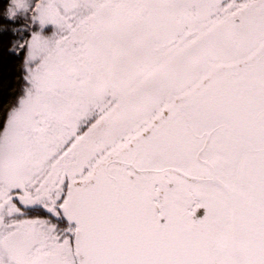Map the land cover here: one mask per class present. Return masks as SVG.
I'll list each match as a JSON object with an SVG mask.
<instances>
[{
	"label": "rangeland",
	"instance_id": "374dc122",
	"mask_svg": "<svg viewBox=\"0 0 264 264\" xmlns=\"http://www.w3.org/2000/svg\"><path fill=\"white\" fill-rule=\"evenodd\" d=\"M97 2L105 5L97 10V16L72 32L63 26L64 21L56 14L65 0H10L11 15L31 20L39 26V32L27 44L25 69L29 86L19 109L8 118L17 113L16 123L11 133L3 135L0 141V183L3 190L9 192L11 204L16 209L7 214L5 206L4 219L11 222L13 219L20 234L41 231V225L55 228L48 241L52 255L42 258L40 264H59L56 254L59 242L67 243L72 237L69 225L52 226L44 221L43 214L61 222L64 215L58 206L73 183L94 173L98 157L102 156L96 154L106 153L117 144L98 139L94 145L99 148L94 151L95 155L89 156L84 139L88 133L100 129L90 119H99L108 107L119 104L121 94L111 101L105 96L110 90L78 83L83 108L90 113L89 119H80L79 124L53 114L49 116L35 104L43 97L52 99L64 91L58 70L71 65V50L81 48L88 63L101 68L104 74L101 82L112 83L117 89L140 99L147 97L151 103L159 104L158 111H161L168 107L167 101H175L178 95L191 91L202 81L203 68L210 61L218 64L225 58L238 57L246 44L254 49L261 48V20L254 22L256 11L253 10L261 6V0H227L225 4L230 7L222 9L224 11L208 10L206 4L214 3L213 0H144V4L158 6L160 10L152 14L155 15L153 28L148 22H139L142 14L126 0ZM245 3L247 8L242 7ZM229 8L237 12L238 18L232 20L234 12ZM114 23L119 25V30L111 26ZM202 36L209 38L202 40ZM169 42L171 45L158 51L162 44ZM212 51L216 52L213 58ZM187 54L189 61L185 67L182 58ZM168 62L173 67L172 85L169 84L164 95H151L148 84L154 80L150 76L159 74ZM116 88L113 89L115 94ZM38 117L42 123H37ZM82 144L83 149L75 151ZM17 184L19 187H15ZM40 185H43L42 193L44 189L58 187L61 190L54 213H49L44 203L35 202V197L41 194L36 191ZM31 210L39 214H32Z\"/></svg>",
	"mask_w": 264,
	"mask_h": 264
},
{
	"label": "flooded vegetation",
	"instance_id": "af4514ba",
	"mask_svg": "<svg viewBox=\"0 0 264 264\" xmlns=\"http://www.w3.org/2000/svg\"><path fill=\"white\" fill-rule=\"evenodd\" d=\"M213 1L214 3L206 4L209 11L211 9L224 11L226 7H230L225 4L227 0ZM126 3L138 9V12L142 14L139 16V22H148L153 28L152 20L156 15L155 12L160 11L158 6H152L153 10L152 7L144 4V0H126ZM229 10L234 12L232 8ZM253 10L256 11L254 22L259 23L264 10H262V6ZM148 13L151 16L148 17ZM236 14L237 12H234L232 20L238 18ZM111 26L119 30V25L114 23ZM95 28L97 29V27ZM208 38L202 36V40ZM169 44L171 45V42L162 44L158 51L167 48ZM70 53L71 65L62 67V71L58 70L63 78L64 91L52 99L43 97L35 104L45 110L49 116L53 114L64 119H71L79 124L80 119L86 117L89 119L90 113L83 108V97L78 92V83L84 82L110 90L105 93V96L111 101L115 95L118 97L121 94L119 104L108 107L99 119H90L100 129L88 133L87 139H84L87 142L88 147L85 149L86 152H89V156L95 155L94 151L99 148L94 145L98 139H104L106 143L117 142L108 148L106 153L96 154L102 155L98 157L96 171L103 170L111 177L115 193L118 192L117 185L123 183L114 179L112 171L124 177L129 174L136 176L141 190L148 196L152 204L156 220L171 211L170 213L177 215L181 225L190 227L196 224L203 234H208L211 237L210 243L213 241L219 243L229 235L232 206L228 191L239 194L246 208L257 214L260 224L262 166H264V151H262L264 143H262L261 131V75L264 70V50L254 49L246 44L239 51L238 57L225 58L218 64L210 61L203 68L205 72L202 81L191 91H185L178 95L175 101H167L168 107L161 111H158L159 104L155 101L151 103L147 97L140 99L135 94L132 95V93L117 89L116 85L112 83L106 85L101 82L103 81L102 75H104L101 73V68L90 65L81 48H74ZM215 54L214 51L210 53L212 58ZM187 56L188 54L182 58V64L185 67L189 61ZM185 67H181L182 70H185ZM188 67L190 68V65ZM172 69L173 67L168 62L159 74L153 73L150 76L154 80L148 84L151 86L148 91L151 95L165 94L169 84L172 85ZM154 70L152 69V72ZM211 81H220L223 90L231 91L232 96L239 93L240 99L245 97L252 99L246 101L245 104L254 108V110L251 109V113L255 115L252 116L253 120L245 122L246 127H238L237 120L223 118L215 124L202 126L201 129L190 128L189 138L193 142V148L194 145H199L204 148V151L193 150L189 157L177 162H166L161 157H143L138 151H133L130 148L138 134L156 121L167 108ZM115 88L118 90L117 94L113 90ZM243 91L245 93L242 94ZM76 104H79L78 107ZM39 117L38 120L42 123ZM206 133L211 135H206ZM119 139H122L123 143ZM81 146L77 147L75 151L83 149L84 145ZM85 155L86 153L83 152L82 156ZM75 183H73L71 191H73ZM67 196L68 194L64 200ZM35 221L37 220L33 222ZM44 221L46 222V219ZM59 223L65 227L69 225L64 217ZM70 228L73 237L75 227L69 225Z\"/></svg>",
	"mask_w": 264,
	"mask_h": 264
},
{
	"label": "water",
	"instance_id": "95a60500",
	"mask_svg": "<svg viewBox=\"0 0 264 264\" xmlns=\"http://www.w3.org/2000/svg\"><path fill=\"white\" fill-rule=\"evenodd\" d=\"M250 100V97L240 99L239 93L232 96L231 91L223 90L220 81H211L166 109L134 139L130 148L143 157H161L166 162L185 159L193 152L190 128L201 129L223 118L237 120L238 127H246L245 122L253 120L255 115L251 113L254 108L245 104ZM112 172L114 179L123 183L117 185V193L111 177L103 170L77 182L74 190L66 193L72 194V212L78 222L65 215L76 230L80 229L93 264H176L211 260L201 254L210 243L208 234H203L196 224L181 225L171 211L156 220L152 204L136 176L124 177ZM228 193L231 225L242 234L243 243L249 238L258 243L257 214L246 208L239 194Z\"/></svg>",
	"mask_w": 264,
	"mask_h": 264
},
{
	"label": "snow or ice",
	"instance_id": "6c2138e0",
	"mask_svg": "<svg viewBox=\"0 0 264 264\" xmlns=\"http://www.w3.org/2000/svg\"><path fill=\"white\" fill-rule=\"evenodd\" d=\"M105 5L98 3L97 0H65V3L57 10L56 14L61 16L64 25L69 31L75 32L81 25L97 16V10ZM262 10H264V0H261ZM243 8H247L245 3ZM227 10V9H226ZM63 13V15H61ZM71 13V15H69ZM262 42L261 49L264 50V11L261 15ZM261 131L262 143H264V70L261 75ZM17 113H13L7 121V132L5 126L0 125V136L11 133L16 123ZM39 124L40 121H37ZM206 135H211L206 133ZM196 152H203L204 148L194 145ZM264 151V149H262ZM19 187V185H15ZM43 185L37 187L35 197L36 203H44L49 213H54L55 202L60 200L61 190L57 188L41 189ZM30 199V197L25 198ZM5 206L8 207V213L15 212L16 209L11 204V196L8 191L3 190V184L0 183V264H40L42 258L52 255V250L48 244L51 239V233L55 228L41 225V231H33L28 234H20L18 227L11 221H6ZM60 208L63 209L68 219L78 222L72 212V194L69 193L67 199L61 200ZM260 230L259 242L255 243L248 239L247 243L241 240L242 234L236 226L229 225V235L219 243L213 241L207 244L202 255L211 257V260H194L191 262H176V264H264V166H262V190L260 203ZM60 260L59 264H93L88 252L87 243L80 235V229L76 230L74 236L65 243L60 241L56 253Z\"/></svg>",
	"mask_w": 264,
	"mask_h": 264
},
{
	"label": "trees",
	"instance_id": "16d2710c",
	"mask_svg": "<svg viewBox=\"0 0 264 264\" xmlns=\"http://www.w3.org/2000/svg\"><path fill=\"white\" fill-rule=\"evenodd\" d=\"M10 6V0H0V125L4 126L10 113L19 109L29 86L25 69L27 44L39 32V26L31 20L12 16ZM48 222L59 225L52 219Z\"/></svg>",
	"mask_w": 264,
	"mask_h": 264
},
{
	"label": "bare ground",
	"instance_id": "6f19581e",
	"mask_svg": "<svg viewBox=\"0 0 264 264\" xmlns=\"http://www.w3.org/2000/svg\"><path fill=\"white\" fill-rule=\"evenodd\" d=\"M18 219V218H17ZM12 222H13V219H12ZM56 234V233H55ZM57 235V234H56Z\"/></svg>",
	"mask_w": 264,
	"mask_h": 264
}]
</instances>
